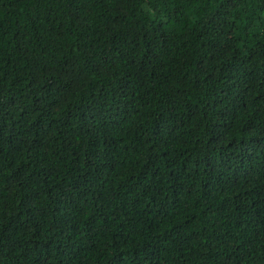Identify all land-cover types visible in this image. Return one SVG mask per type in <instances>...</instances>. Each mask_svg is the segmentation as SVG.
Instances as JSON below:
<instances>
[{
	"label": "trees",
	"instance_id": "1",
	"mask_svg": "<svg viewBox=\"0 0 264 264\" xmlns=\"http://www.w3.org/2000/svg\"><path fill=\"white\" fill-rule=\"evenodd\" d=\"M0 264H264V0H0Z\"/></svg>",
	"mask_w": 264,
	"mask_h": 264
}]
</instances>
